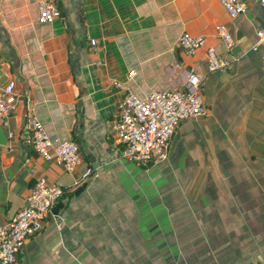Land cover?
Here are the masks:
<instances>
[{
	"label": "crops",
	"instance_id": "obj_1",
	"mask_svg": "<svg viewBox=\"0 0 264 264\" xmlns=\"http://www.w3.org/2000/svg\"><path fill=\"white\" fill-rule=\"evenodd\" d=\"M38 1L0 0V85L14 80L16 102L0 144V224L39 177L65 193L52 211L62 218L48 215L12 264H264L259 0L233 18L219 0H54L60 15L46 21ZM184 30L205 36L193 54L177 42ZM208 45L229 64L208 71ZM191 69L204 75L205 113L179 121L165 158L129 159L111 133L124 89L182 87ZM31 115L79 142L72 171L37 154Z\"/></svg>",
	"mask_w": 264,
	"mask_h": 264
},
{
	"label": "built area",
	"instance_id": "obj_2",
	"mask_svg": "<svg viewBox=\"0 0 264 264\" xmlns=\"http://www.w3.org/2000/svg\"><path fill=\"white\" fill-rule=\"evenodd\" d=\"M231 18L244 14L248 9L246 0H219ZM264 9V0H259ZM38 18L50 20L60 15L54 0L37 2ZM215 34L223 41L227 51L234 46V37L225 23L216 26ZM251 48L261 53L264 62V25L255 30ZM95 38L90 39L95 44ZM180 47L189 54L205 43V36L184 30L178 39ZM206 69L215 71L229 64L226 55L220 54L213 45L206 47ZM133 74L132 71L129 72ZM203 73L191 69L182 87L152 88L140 96L125 88L117 104V117L111 125V133L117 142L125 145L129 159L146 162L163 159L167 155L169 142L179 121L205 113L206 102L202 90ZM14 80L0 85V124L9 122L10 114L16 108L12 99ZM31 130L32 146L38 155L49 159L54 157L65 170L72 171L80 162L79 142L74 138H58L49 134L41 121L31 115L27 119ZM89 173L87 169L83 175ZM65 189L55 181L39 177L25 195L24 204L7 222L0 224V262L12 264L21 251L26 238L39 230L48 216H58L52 206L62 197Z\"/></svg>",
	"mask_w": 264,
	"mask_h": 264
},
{
	"label": "water",
	"instance_id": "obj_3",
	"mask_svg": "<svg viewBox=\"0 0 264 264\" xmlns=\"http://www.w3.org/2000/svg\"><path fill=\"white\" fill-rule=\"evenodd\" d=\"M0 144L4 145L7 144V136L6 133L4 131L3 126L0 124ZM85 183L78 186L74 193H77L79 190H81L84 187ZM62 204V200L57 201L53 206H52V211L56 210L60 205Z\"/></svg>",
	"mask_w": 264,
	"mask_h": 264
},
{
	"label": "trees",
	"instance_id": "obj_4",
	"mask_svg": "<svg viewBox=\"0 0 264 264\" xmlns=\"http://www.w3.org/2000/svg\"><path fill=\"white\" fill-rule=\"evenodd\" d=\"M11 68H12V67H11ZM151 160H152V159H151ZM149 161H150V160H148V161H146V162H144V163H145V164H148V163H149ZM64 193H65V191H64Z\"/></svg>",
	"mask_w": 264,
	"mask_h": 264
}]
</instances>
